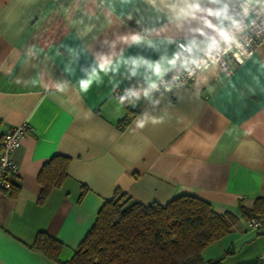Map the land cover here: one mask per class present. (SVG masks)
Segmentation results:
<instances>
[{
  "label": "crops",
  "instance_id": "obj_1",
  "mask_svg": "<svg viewBox=\"0 0 264 264\" xmlns=\"http://www.w3.org/2000/svg\"><path fill=\"white\" fill-rule=\"evenodd\" d=\"M158 8L159 0L156 8L148 0H0V139L10 126L25 129L13 153L17 191L0 195V264H58L30 247L39 230L62 243L61 260L70 258L116 189L129 203L189 194L234 213V229L202 249L204 261L247 264L264 256V231L246 227L239 210L264 195V41L231 72L215 66L152 101L121 104L125 94L113 95L116 87L145 86L151 75L141 66L132 77L130 63L87 93L75 87L119 34L147 29L156 41L130 49L136 56L129 61L170 56L168 38L196 36L199 21L177 28ZM128 109L132 117L120 129ZM56 154L70 157L67 176L38 201L39 172ZM80 184L87 190L78 200Z\"/></svg>",
  "mask_w": 264,
  "mask_h": 264
},
{
  "label": "trees",
  "instance_id": "obj_2",
  "mask_svg": "<svg viewBox=\"0 0 264 264\" xmlns=\"http://www.w3.org/2000/svg\"><path fill=\"white\" fill-rule=\"evenodd\" d=\"M128 109L117 121L123 128L131 119ZM70 157L53 155L41 168L38 201H42L67 176ZM82 187L78 200L87 187ZM18 184L12 180V192ZM129 196L118 189L100 206L91 227L72 256L61 260L62 243L39 230L30 244L58 264H221L222 257L204 261L201 251L234 229L238 217L230 212H216L210 204L196 196L183 194L164 204L129 203ZM264 195L258 196L252 208L239 206L245 217L258 216ZM247 264H264V256Z\"/></svg>",
  "mask_w": 264,
  "mask_h": 264
},
{
  "label": "clouds",
  "instance_id": "obj_3",
  "mask_svg": "<svg viewBox=\"0 0 264 264\" xmlns=\"http://www.w3.org/2000/svg\"><path fill=\"white\" fill-rule=\"evenodd\" d=\"M148 2L156 8L157 0ZM209 3L219 7H203L201 0H159L160 8L157 10L164 14L168 24L180 28L185 21H199L200 26L193 29L196 36L178 44L170 56H162L159 60L144 57L129 61L127 57L136 56L129 52L130 49L141 45L152 46L156 41L145 35L147 29L119 34L112 42L111 51L94 55L93 63L75 87L80 93H87L94 83H103L105 77L116 73L125 63H130L133 65L129 73L132 77L137 76L136 69L141 66L150 70L151 75L145 77V86L129 89L122 95L120 103H136L142 97L152 101L153 94L162 96L165 92H171L173 87L182 86V76L191 78L218 66L229 52L236 61H241L242 54L251 55L247 48L252 36H264V0H209ZM166 42L170 45L176 43L172 38ZM118 44L124 47L116 51ZM56 87L59 92L65 90L62 84ZM154 103L159 104V101ZM146 119L147 113H144L143 118L137 119V127H143Z\"/></svg>",
  "mask_w": 264,
  "mask_h": 264
},
{
  "label": "built area",
  "instance_id": "obj_4",
  "mask_svg": "<svg viewBox=\"0 0 264 264\" xmlns=\"http://www.w3.org/2000/svg\"><path fill=\"white\" fill-rule=\"evenodd\" d=\"M211 7H219V5H212ZM264 41V36L256 37L252 36V42L250 46L247 48L248 53H254L256 51L257 46ZM184 40H177L174 44V49L178 44L185 43ZM250 55L242 54L241 61L243 62ZM241 61H236L233 57V54L229 52L227 56L221 61L219 64L226 72H231L232 67L239 65L242 63ZM195 77V76H194ZM194 77L188 78L186 75L181 77L182 85L189 84ZM176 87H173V89ZM126 87H116L113 90L114 96H119L120 94H126ZM25 129L24 124H18L14 126H10L6 128L2 134L0 139V195L9 191L12 188V180L13 177L17 174L18 166L17 162L13 157L14 150L19 146L20 139L24 135ZM245 226L256 229L258 231H264V215L251 216L245 218L244 220Z\"/></svg>",
  "mask_w": 264,
  "mask_h": 264
}]
</instances>
